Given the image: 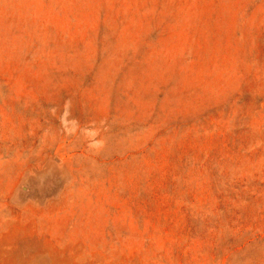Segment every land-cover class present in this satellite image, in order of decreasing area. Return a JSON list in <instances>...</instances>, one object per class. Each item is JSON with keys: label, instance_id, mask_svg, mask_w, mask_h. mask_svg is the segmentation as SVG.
Listing matches in <instances>:
<instances>
[{"label": "rangeland", "instance_id": "rangeland-1", "mask_svg": "<svg viewBox=\"0 0 264 264\" xmlns=\"http://www.w3.org/2000/svg\"><path fill=\"white\" fill-rule=\"evenodd\" d=\"M0 264H264V0H0Z\"/></svg>", "mask_w": 264, "mask_h": 264}]
</instances>
